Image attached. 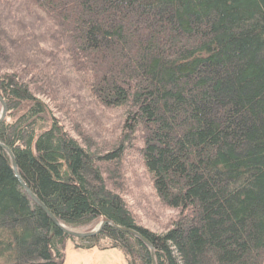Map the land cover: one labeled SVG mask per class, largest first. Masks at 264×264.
Instances as JSON below:
<instances>
[{"label": "trees", "instance_id": "trees-1", "mask_svg": "<svg viewBox=\"0 0 264 264\" xmlns=\"http://www.w3.org/2000/svg\"><path fill=\"white\" fill-rule=\"evenodd\" d=\"M23 1L0 10V142L29 189L72 228L106 218L139 231L156 264H264V0ZM63 82L86 104H56ZM114 111L118 127L94 134ZM139 174L162 231L126 198ZM69 238L152 264L110 225L64 233L0 147V264H64Z\"/></svg>", "mask_w": 264, "mask_h": 264}, {"label": "rangeland", "instance_id": "rangeland-1", "mask_svg": "<svg viewBox=\"0 0 264 264\" xmlns=\"http://www.w3.org/2000/svg\"><path fill=\"white\" fill-rule=\"evenodd\" d=\"M20 1V2H19ZM2 4L4 5V8H2ZM17 6V9H21L24 7H27V4L25 1L21 3V0H0V10L4 12V10H10L12 7ZM4 9V10H3ZM2 30V27L0 26V31ZM12 47V46H11ZM10 49V48H9ZM8 51H11L10 49ZM23 52V50H22ZM24 53V52H23ZM15 57L17 59V63H19L18 58L20 57L19 54H16ZM8 66L11 67V64H8ZM63 90L62 95H58L55 98V102L58 105H66L68 104V101H71L74 98H78L81 102H84L86 104L87 93L85 92L83 96H80V94L76 93L74 90V87L70 85V82L65 84L63 82ZM70 102V103H71ZM54 105V104H53ZM109 112H112L109 110ZM115 115H111L110 118L107 120L108 124L114 123L109 127L107 131L96 130L94 134L98 136L103 135H109L113 127H118L117 121L119 119L118 113ZM0 113H1V106H0ZM66 113V112H65ZM72 114V113H70ZM89 117L86 118V120ZM64 121V120H63ZM85 125L87 123L84 120H81ZM69 129H72L73 131L77 132L76 130V120L72 115H69V117L66 118L64 121ZM92 122L95 124L93 118ZM97 125V124H96ZM95 125V126H96ZM98 126V125H97ZM96 126V127H97ZM94 127H91L92 130ZM118 130V129H117ZM116 130V131H117ZM100 143V142H98ZM135 144V142H134ZM102 145V144H101ZM103 147V146H102ZM97 148L100 149V146H97ZM148 180L145 175L139 174L138 178H131L126 182V185L123 184V188L126 194V198L129 201L130 205L133 208V211L137 213L138 217H141L143 219L142 225L150 228L154 231H162L163 225L158 221V219H166L164 218L166 216V213L162 212V207L159 202L156 201L154 198V195L149 192L150 187L148 185ZM131 187V188H127ZM159 213V217L157 219H154L153 215ZM100 225V221L93 223L90 226L80 227V228H72L68 226L70 229H74L77 231H90L96 229ZM64 264H129L128 258L124 254V252L119 248H107V249H100L98 247L94 248H79L75 245V241L72 238H69L65 243V249H64Z\"/></svg>", "mask_w": 264, "mask_h": 264}, {"label": "water", "instance_id": "water-1", "mask_svg": "<svg viewBox=\"0 0 264 264\" xmlns=\"http://www.w3.org/2000/svg\"><path fill=\"white\" fill-rule=\"evenodd\" d=\"M0 106H1V113H0V122H2L7 115V104L4 101V99L1 97L0 95ZM0 147L2 149H4L8 155L10 156L11 162H12V167L14 170L15 175L17 176V178L19 179L24 191L27 193L28 197L38 206H40L45 212L46 214L51 218V220L67 235L71 236V237H75L78 239H85V238H89V237H93L96 234H98L106 225H110L112 227H114L115 229L119 230V231H123L126 232L134 237H136L139 241H141L143 244H145L151 252V260H152V264H156V258H155V252H154V247L152 245V243L143 235L141 234L139 231L132 229V228H127V227H123V226H119L117 224H115L113 221H111L110 219H103L100 222V225L94 229V230H90V231H77L74 229H70L68 228L67 225L62 224L52 213L51 211L46 207V205L29 189V187L25 184V182L23 181V179L20 176V173L18 171V167H17V163H16V159L15 156L13 154V152L11 151V149L6 146L4 143L0 142Z\"/></svg>", "mask_w": 264, "mask_h": 264}]
</instances>
